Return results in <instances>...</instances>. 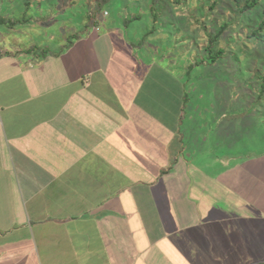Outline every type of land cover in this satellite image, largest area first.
<instances>
[{
	"label": "crops",
	"instance_id": "crops-1",
	"mask_svg": "<svg viewBox=\"0 0 264 264\" xmlns=\"http://www.w3.org/2000/svg\"><path fill=\"white\" fill-rule=\"evenodd\" d=\"M1 18L0 264L264 261V150L204 169L209 129L190 130L179 80L137 77L121 28L74 20L35 56L7 50Z\"/></svg>",
	"mask_w": 264,
	"mask_h": 264
},
{
	"label": "rangeland",
	"instance_id": "rangeland-1",
	"mask_svg": "<svg viewBox=\"0 0 264 264\" xmlns=\"http://www.w3.org/2000/svg\"><path fill=\"white\" fill-rule=\"evenodd\" d=\"M27 1L0 0V15L11 17L15 29L7 50L32 51L36 56L58 49L59 43L66 46L80 29L74 20L82 30L84 22L91 31L98 26L100 34L121 28L125 40L135 45L132 57L140 60L137 77L154 75L159 82L165 80L163 86L179 80L190 130L200 126L195 115L209 129L204 156L199 151L204 169L222 170L219 162H209L214 158L238 159L264 150V28H259L264 0L246 11L243 6L249 0ZM135 14L139 18L125 27L123 19ZM68 15L72 21L64 19ZM224 23V32L213 40ZM210 44L211 51L206 49ZM220 49L219 57L210 56ZM240 112L242 118H225Z\"/></svg>",
	"mask_w": 264,
	"mask_h": 264
},
{
	"label": "trees",
	"instance_id": "trees-1",
	"mask_svg": "<svg viewBox=\"0 0 264 264\" xmlns=\"http://www.w3.org/2000/svg\"><path fill=\"white\" fill-rule=\"evenodd\" d=\"M104 1L107 2L108 0H104ZM235 1L238 2V3L241 2V0H235ZM259 1H260V0H249V1L243 6L244 11H246V10H248V9H251V8H253L254 6H256V5L258 4ZM26 4L29 5V0L26 2ZM138 16H139L138 14H135V16H134L133 18L126 19V21H125V25L128 26L129 23H130L133 19L138 18ZM6 20H7V19H6ZM6 20H5V18H1L0 21H5V22L7 23ZM225 26H226V24L224 23V24L222 25V27L220 28V30L216 33L215 38H213V40L217 39V38H218V37L224 32ZM259 28H261V29L264 28V17H263V20H262L261 23H260V27H259ZM212 47H213L212 44H210L209 47H206V49H209V51H211ZM222 52H223V50L220 49V50L217 51L216 54H214V55H210V56H211V57L213 56V58H217V57H219V56L222 54ZM259 264H262V263H259Z\"/></svg>",
	"mask_w": 264,
	"mask_h": 264
}]
</instances>
